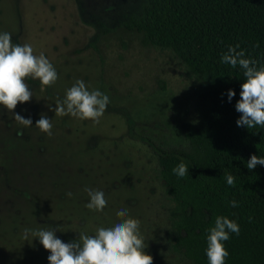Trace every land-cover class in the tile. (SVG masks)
I'll use <instances>...</instances> for the list:
<instances>
[{
    "label": "rangeland",
    "instance_id": "374dc122",
    "mask_svg": "<svg viewBox=\"0 0 264 264\" xmlns=\"http://www.w3.org/2000/svg\"><path fill=\"white\" fill-rule=\"evenodd\" d=\"M143 1L0 0V31L31 44L58 73L51 85L25 80L32 97L0 106V264H49V250L25 228H53L72 241L121 219V205L139 219L151 264H191L169 248L172 201L157 153L186 146L180 125L197 116L198 81L170 50L143 46L120 25ZM77 78L109 97L98 122L55 112ZM41 115L51 135L35 125ZM86 187L105 189L103 210L85 206Z\"/></svg>",
    "mask_w": 264,
    "mask_h": 264
},
{
    "label": "trees",
    "instance_id": "16d2710c",
    "mask_svg": "<svg viewBox=\"0 0 264 264\" xmlns=\"http://www.w3.org/2000/svg\"><path fill=\"white\" fill-rule=\"evenodd\" d=\"M120 25L139 35L143 46L170 50L198 81L197 116L183 121L187 144L157 153L159 176L172 206L167 240L191 264H208L206 229L217 215L239 224L224 246L225 264H264V166L246 167L250 154L264 156V126H237L243 70L220 61L229 44L264 64V0H144ZM30 84L39 79L25 78ZM235 95L227 99V90ZM181 160L183 177L172 172ZM232 174L234 183H226ZM235 199L232 207L228 202ZM68 242L65 239H62Z\"/></svg>",
    "mask_w": 264,
    "mask_h": 264
},
{
    "label": "clouds",
    "instance_id": "9594fccd",
    "mask_svg": "<svg viewBox=\"0 0 264 264\" xmlns=\"http://www.w3.org/2000/svg\"><path fill=\"white\" fill-rule=\"evenodd\" d=\"M220 61L232 67L239 66L243 70L245 79L240 85L239 99L235 102V110L240 113L236 125L252 128L256 125L264 126V64H259L256 58L245 55V50L239 43L229 44L227 50L220 56ZM26 77L38 78L42 85L53 84L58 73L48 58L40 53H33L31 44H17L11 40V33L0 31V106L8 110L16 107L18 102H25L32 97L31 89L25 81ZM233 89L227 90V99L235 95ZM109 97L100 89H89L84 80L76 81L65 90L62 101L55 104L57 114H70L81 119L91 118L98 122L103 114ZM16 120L23 125H32L31 117H24L13 112ZM35 125L51 135L50 119L41 115ZM264 166V156L250 154L246 167L253 169L256 165ZM188 166L181 160L172 168V172L179 177L188 173ZM226 183L232 185L234 177L227 174ZM88 201L85 206L90 210H103L108 203V196L104 188H85ZM71 196V192L66 193ZM232 207L237 201L228 202ZM121 219L98 223L95 230L79 233L78 239L62 241L55 234L53 228L29 229L44 249L49 250L47 260L49 264H151L152 255L145 251L146 244L140 230L138 218L128 215V208L121 205L115 210ZM240 227L235 219L226 215H217L214 225L206 229V248L204 249L208 264H225L229 256L224 246L231 233L239 234Z\"/></svg>",
    "mask_w": 264,
    "mask_h": 264
}]
</instances>
